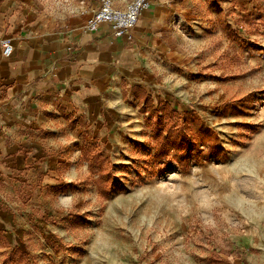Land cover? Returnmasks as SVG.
Here are the masks:
<instances>
[{
	"label": "crops",
	"instance_id": "1",
	"mask_svg": "<svg viewBox=\"0 0 264 264\" xmlns=\"http://www.w3.org/2000/svg\"><path fill=\"white\" fill-rule=\"evenodd\" d=\"M130 1L113 3L125 9ZM150 1L129 40L115 37L108 25L86 30L98 0H0V264H34L40 257L54 262L57 252H66L72 227L81 222L72 204L85 197L83 145L100 136L110 155L126 136L130 143L122 150L130 151L135 135L145 133L134 126V106L144 104L138 95L162 96V72L175 70L198 45L190 0ZM4 38L13 44L9 56ZM263 172L254 179L260 205L227 237L255 248L247 264H264ZM171 220L180 230L182 214L176 210ZM161 242L174 249L160 262L138 259V248L112 250L119 261L94 263L199 264L178 254L181 235Z\"/></svg>",
	"mask_w": 264,
	"mask_h": 264
},
{
	"label": "rangeland",
	"instance_id": "2",
	"mask_svg": "<svg viewBox=\"0 0 264 264\" xmlns=\"http://www.w3.org/2000/svg\"><path fill=\"white\" fill-rule=\"evenodd\" d=\"M190 2L198 45L175 70L162 72V96L154 101L170 102L199 144L189 167L174 163L165 170L156 162V117L143 110L145 104L135 105L134 126L145 133L135 135L130 151L122 150L130 143L126 136L119 140L123 148L110 155L100 136L90 140L94 152L109 159L102 173L111 179V191L100 193L96 180L102 173L91 172L84 158L88 174L79 184L85 197L72 204L81 213L73 241L54 262L40 257L34 264H73L66 257L72 254L85 257V264L117 262L112 250L138 248V259L160 262L174 249L162 239L180 235L184 262L238 264L247 256V264L254 253L227 237L246 211L260 205L254 179L264 171V0ZM171 171L177 177L167 180ZM176 210L182 214L180 230L171 220Z\"/></svg>",
	"mask_w": 264,
	"mask_h": 264
},
{
	"label": "trees",
	"instance_id": "3",
	"mask_svg": "<svg viewBox=\"0 0 264 264\" xmlns=\"http://www.w3.org/2000/svg\"><path fill=\"white\" fill-rule=\"evenodd\" d=\"M138 97L146 105L143 110L156 117L153 127L156 137V162L164 163L165 170L171 168L174 163L183 169L188 168L192 154L199 149V144L185 131L178 112L167 101L155 106L152 96L145 92H141ZM160 112H162L161 116H159ZM81 151L91 172L102 173L105 165L109 163L108 157L103 156L101 152H94L91 142L83 145ZM109 182L111 179L103 173L97 178V188L102 195L106 196L111 191Z\"/></svg>",
	"mask_w": 264,
	"mask_h": 264
},
{
	"label": "built area",
	"instance_id": "4",
	"mask_svg": "<svg viewBox=\"0 0 264 264\" xmlns=\"http://www.w3.org/2000/svg\"><path fill=\"white\" fill-rule=\"evenodd\" d=\"M151 5L150 0H132L125 9L114 6L113 0H98V5L86 22V30L98 31L103 25H108L115 37L132 39L134 28L142 15ZM3 53L9 56L13 51V44L9 38L1 40Z\"/></svg>",
	"mask_w": 264,
	"mask_h": 264
},
{
	"label": "bare ground",
	"instance_id": "5",
	"mask_svg": "<svg viewBox=\"0 0 264 264\" xmlns=\"http://www.w3.org/2000/svg\"><path fill=\"white\" fill-rule=\"evenodd\" d=\"M175 177H177V175L174 171H171L167 174V180H173Z\"/></svg>",
	"mask_w": 264,
	"mask_h": 264
}]
</instances>
